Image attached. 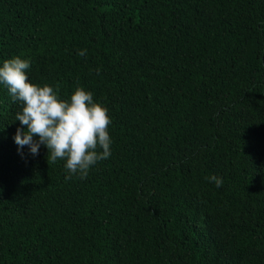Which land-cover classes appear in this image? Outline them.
<instances>
[{
  "label": "trees",
  "instance_id": "16d2710c",
  "mask_svg": "<svg viewBox=\"0 0 264 264\" xmlns=\"http://www.w3.org/2000/svg\"><path fill=\"white\" fill-rule=\"evenodd\" d=\"M16 56L91 91L113 143L66 179L0 85V264H264V0H0Z\"/></svg>",
  "mask_w": 264,
  "mask_h": 264
},
{
  "label": "clouds",
  "instance_id": "9594fccd",
  "mask_svg": "<svg viewBox=\"0 0 264 264\" xmlns=\"http://www.w3.org/2000/svg\"><path fill=\"white\" fill-rule=\"evenodd\" d=\"M79 55L85 56L86 50L79 51ZM30 67L31 61L19 56L0 66V85L21 105L15 117L21 124L15 143L20 148L29 146L34 156L43 145L48 150L49 165L66 161V179L76 175L84 179L92 167L111 156L109 109L96 102L94 94L84 87H76L70 98L64 99L59 84L53 87L30 82ZM96 74L99 75V69ZM208 179L217 187L223 185V180L215 175Z\"/></svg>",
  "mask_w": 264,
  "mask_h": 264
}]
</instances>
